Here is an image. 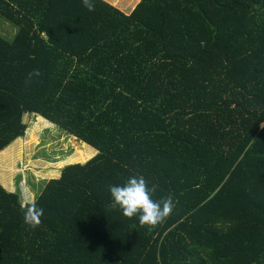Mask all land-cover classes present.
<instances>
[{
  "label": "trees",
  "instance_id": "1",
  "mask_svg": "<svg viewBox=\"0 0 264 264\" xmlns=\"http://www.w3.org/2000/svg\"><path fill=\"white\" fill-rule=\"evenodd\" d=\"M94 3L0 0V166L26 116L76 151L35 229L0 184V264H264V0ZM134 175L174 200L152 231L108 208Z\"/></svg>",
  "mask_w": 264,
  "mask_h": 264
},
{
  "label": "rangeland",
  "instance_id": "2",
  "mask_svg": "<svg viewBox=\"0 0 264 264\" xmlns=\"http://www.w3.org/2000/svg\"><path fill=\"white\" fill-rule=\"evenodd\" d=\"M104 1L113 6L120 4V8L125 5L121 3L128 2V0ZM17 32L18 30L0 19V34L2 36L12 38ZM24 121L30 125L26 136L13 143L15 147L21 144L20 153L12 155V157H9L11 152L6 153V159L0 166L1 186L9 193H19L23 206L35 202L43 194L46 182L59 178L62 169L71 165L70 161L60 163L63 162L61 157L66 154H71L72 157L76 154L74 147H64L67 133L54 124L39 125L35 116H26ZM38 125L39 129L37 130ZM81 143L80 141L77 142L79 146H81ZM87 146L96 152L93 156L95 157L98 151L89 145ZM57 157L61 158L62 161L56 160ZM7 181L10 184L5 183Z\"/></svg>",
  "mask_w": 264,
  "mask_h": 264
},
{
  "label": "clouds",
  "instance_id": "3",
  "mask_svg": "<svg viewBox=\"0 0 264 264\" xmlns=\"http://www.w3.org/2000/svg\"><path fill=\"white\" fill-rule=\"evenodd\" d=\"M82 3L88 11L95 10L94 0H82ZM39 76L41 72L34 69L28 74L26 83ZM157 187L155 184L149 187L143 176H130L123 184L109 186L111 199L108 208L112 211L119 210L128 219L137 217L140 227L152 231L167 220L175 207L171 195L153 199ZM22 210L25 225L35 229L41 224L44 209L37 207L35 202L23 206Z\"/></svg>",
  "mask_w": 264,
  "mask_h": 264
}]
</instances>
